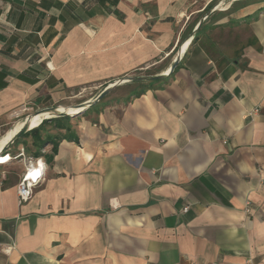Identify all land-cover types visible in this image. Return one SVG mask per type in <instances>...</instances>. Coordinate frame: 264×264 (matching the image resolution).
I'll return each instance as SVG.
<instances>
[{"label": "crops", "instance_id": "obj_1", "mask_svg": "<svg viewBox=\"0 0 264 264\" xmlns=\"http://www.w3.org/2000/svg\"><path fill=\"white\" fill-rule=\"evenodd\" d=\"M210 1L0 0V130L183 50L166 82L72 117L50 161L28 153L27 200L23 161L1 168L0 264H264V0H229L193 40Z\"/></svg>", "mask_w": 264, "mask_h": 264}, {"label": "rangeland", "instance_id": "obj_2", "mask_svg": "<svg viewBox=\"0 0 264 264\" xmlns=\"http://www.w3.org/2000/svg\"><path fill=\"white\" fill-rule=\"evenodd\" d=\"M219 0H212L210 1L205 7L203 12L207 11V9H210L215 3H217ZM229 2V0H226L224 3H221L220 6L218 7H214V10L216 8H223L225 7V5ZM202 12V13H203ZM194 21V19H193ZM192 21V22H193ZM192 22L190 24H192ZM190 29V26H189ZM149 72H144V71H138L135 72L134 74H132L131 76H135V75H146ZM127 83H120L118 85H116L108 94L107 96L104 98V100L118 95V94H122V93H127L129 87H126L127 85H125ZM92 89L91 88H76L71 92H67V97L65 99L59 100V101H55V102H49L45 105H39L37 107H32L30 110L25 111V113H21V115H19L18 118L13 119L8 125L4 126L3 128H1L0 130V136H2L4 134V132L10 128L13 123L23 117L26 116H30L32 114H34L36 111H39L45 107H50V106H57V105H62V106H66V105H72L75 106L78 103H81L87 99H91L93 96ZM45 129L53 132L54 130L51 129V125L50 124H46L44 126ZM31 142H32V136L29 135L27 137H24V139H22L21 141L17 142V143H12L10 144L6 149L5 152L4 150L2 151V153L0 155L7 157V161L4 164H0V171L1 168L5 167V166H10L12 167L13 165L15 166L16 164H18L20 162L19 157L22 155L27 156L28 152H26V146L30 147L31 150H33V147H31ZM23 150V151H22Z\"/></svg>", "mask_w": 264, "mask_h": 264}, {"label": "trees", "instance_id": "obj_3", "mask_svg": "<svg viewBox=\"0 0 264 264\" xmlns=\"http://www.w3.org/2000/svg\"><path fill=\"white\" fill-rule=\"evenodd\" d=\"M203 26H204L203 23L200 24V26L195 32L193 40L197 37V33L203 28ZM172 72L173 71H171V73ZM170 74L162 79L152 80V81L166 82ZM135 82H137L139 86V89L136 90V94H139L145 88L141 87L142 85L140 81H135ZM103 105H104V98L101 99L96 104L87 108L85 111L91 110L94 112H98ZM71 118L72 117L70 116H61V117H54L50 119H44L38 126L30 129L29 131L25 132L22 136L17 138V140H15L14 143H17L21 141L22 139H24V137L31 135L32 136L31 147H33V150H31L30 147L26 146V152L30 153L32 156H35V157L42 154L41 149L43 146L47 144H51L52 153L46 156L47 161H50L52 158V154L56 151L58 140L66 139V140L77 141V135L75 134L74 130L71 127V123H70ZM46 124H50L51 129L54 130L55 132H51L45 129L44 126ZM61 130H63V132Z\"/></svg>", "mask_w": 264, "mask_h": 264}, {"label": "water", "instance_id": "obj_4", "mask_svg": "<svg viewBox=\"0 0 264 264\" xmlns=\"http://www.w3.org/2000/svg\"><path fill=\"white\" fill-rule=\"evenodd\" d=\"M220 1V0H219ZM218 1V2H219ZM215 3L210 9H207V11H205V13L203 14V16L198 20V22L196 23L195 27L191 30V35H193L196 30L198 29V27L200 26V24H202V22L205 20V18L208 16V14L214 10V7H216ZM181 58V54H180V50L177 52V54L175 55L174 59L172 60L170 66H169V70L163 73H156V74H146V75H135V76H126L124 78L121 79H117L114 80L110 83H108L106 86H104L93 98L91 99H87L81 103H78L76 105L81 106L82 108L73 113V114H66V113H52L51 116L44 118V119H50V118H54V117H61V116H70V117H74L77 116L81 113H83L87 108H89L90 106L96 104L97 102H99L101 99H103L116 85L120 84V82H128V81H148V80H158V79H162L164 77H166L178 64L179 60ZM42 110H48V111H54L55 107L54 106H50V107H45L39 111ZM38 112V111H36ZM35 112V113H36ZM43 119V120H44ZM32 128H29L28 126H22L12 137V139L1 149V150H5L10 144L14 143L15 140H17V138H19L20 136H22L25 132L29 131ZM0 150V151H1Z\"/></svg>", "mask_w": 264, "mask_h": 264}, {"label": "bare ground", "instance_id": "obj_5", "mask_svg": "<svg viewBox=\"0 0 264 264\" xmlns=\"http://www.w3.org/2000/svg\"><path fill=\"white\" fill-rule=\"evenodd\" d=\"M223 1V0H221ZM220 3L217 2L216 7L218 6V4ZM184 47V46H183ZM182 48H180V53L182 52ZM169 68L166 70L168 71ZM82 107L79 105H66V106H62V105H57L55 106V110L54 111H48V110H42V111H38L30 116H26L23 117L17 121H15L13 123V125L8 128L4 134L0 137V150L12 139V137L14 136V134L22 127V126H28L29 128H34L36 126H38L42 120L44 118H47L49 116L52 115V113H56V112H63L66 114H73L77 111H79ZM7 157L0 155V163L6 162L7 161Z\"/></svg>", "mask_w": 264, "mask_h": 264}, {"label": "built area", "instance_id": "obj_6", "mask_svg": "<svg viewBox=\"0 0 264 264\" xmlns=\"http://www.w3.org/2000/svg\"><path fill=\"white\" fill-rule=\"evenodd\" d=\"M257 111V109L252 110ZM3 150L0 151V154ZM23 151V150H22ZM5 152V150H4ZM20 161H23V165L25 167L24 175L21 177L16 187V194L18 198V202H23L30 197L31 189L30 187L34 184L37 179L41 176L42 173V163L38 158H33L29 156H24L21 153L19 157ZM0 163V164H4ZM187 210V206L183 207V211Z\"/></svg>", "mask_w": 264, "mask_h": 264}]
</instances>
